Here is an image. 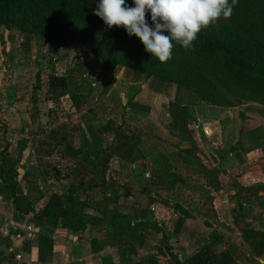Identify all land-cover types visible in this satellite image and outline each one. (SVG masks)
Instances as JSON below:
<instances>
[{
	"label": "crops",
	"instance_id": "crops-1",
	"mask_svg": "<svg viewBox=\"0 0 264 264\" xmlns=\"http://www.w3.org/2000/svg\"><path fill=\"white\" fill-rule=\"evenodd\" d=\"M14 31L20 41L10 40ZM29 36L16 29L7 32L3 45L6 54L0 42V84L6 86L2 91L1 85L0 109L13 128L5 137L0 132V152L2 142L10 144L5 181L0 178V264H177L171 256L173 251L187 264H264V234L240 225L247 216L264 226V104L249 103L239 108L208 104L200 98L190 104L180 101L196 110L185 147L172 139L181 140L171 132L176 128L168 103L162 112L170 117L164 128L172 137V149L163 147L168 137L155 140L145 122L125 113L119 115L108 100L92 101L93 96L87 98L92 103L84 115L80 114L78 125L91 144L81 147L80 130L67 134L63 126L50 127V114L44 116L42 112L45 103L21 101L22 89L28 86L25 82L32 87L37 72L30 68L27 79L22 80L16 75L22 72L17 62L30 48ZM11 54L16 62L8 63ZM106 76L100 77L96 88L103 93L113 84ZM137 92L140 89L123 97L120 106L126 108ZM184 92H177L178 100ZM78 102L71 98L76 109ZM22 103L29 110L24 116ZM29 105H39L36 108L41 112L31 114ZM232 111L236 116L230 115ZM230 123L236 127L231 128ZM36 138L38 143L33 141ZM175 144L184 148L180 150H184L185 165L191 171V176L184 178L188 183L168 181V175L178 174V163L183 162ZM69 184L77 188L78 199L88 204L86 212L97 215L82 230L75 228L65 201ZM145 190H150V195ZM224 191L234 192L236 197ZM210 198L214 199L213 207ZM175 205L186 209L190 218H184ZM119 213L130 216L136 230L132 238L115 237ZM204 221L214 223L208 241L194 243L190 252H186L185 244L169 238L182 231L198 234L200 227L195 223ZM222 226L236 230V242L225 241Z\"/></svg>",
	"mask_w": 264,
	"mask_h": 264
},
{
	"label": "trees",
	"instance_id": "trees-1",
	"mask_svg": "<svg viewBox=\"0 0 264 264\" xmlns=\"http://www.w3.org/2000/svg\"><path fill=\"white\" fill-rule=\"evenodd\" d=\"M95 7L96 0H0V42L3 46L5 35L14 29L30 36L43 37L48 43H57L64 38L73 40L77 37L74 34H83L84 44L93 52L105 54L112 67L121 64L120 53L125 57L121 59L122 62L127 59L128 64L138 63L141 71L146 72L148 77L155 74L153 68H159L160 72L156 73L158 77L177 83L178 89L191 86L199 98L209 104L221 107H234L250 102L264 104V0H236L232 7L236 27L228 25L225 38L211 34L202 27L190 49L173 43L172 56L165 62H160L146 52L139 38L135 35L128 36L122 26H106L94 15ZM3 54H6L4 46ZM206 59L211 60L214 66L210 67ZM36 66L35 88L41 89L43 67L38 59ZM227 82L228 85L223 87L222 84ZM47 85L51 95L56 92H71L70 77L64 73L50 72L47 75ZM235 85L236 95L229 96L226 91L230 92L231 86ZM70 96L74 102L81 97H88L83 90L71 92ZM226 98H233L235 101H228ZM168 113L176 128L171 129V132L184 140H190L189 122L194 121L195 117L189 108L172 101L168 105ZM120 128L119 125L115 135L119 134ZM75 129L80 130L81 147L89 146L91 142L84 129L81 126ZM9 145L7 141L0 152V178L3 181ZM176 180L186 183L185 179L175 173L168 175L170 184ZM76 192L77 188L69 184L64 197L75 228L82 230L97 215L86 212L88 204L80 201ZM15 205L18 206L16 199ZM175 209L184 218L190 217L182 206L175 205ZM243 220L245 229L264 234V226L254 224L253 219L247 216ZM135 234L130 216L119 213L115 237L132 238ZM202 241L204 244L208 238L205 236ZM171 256L177 264H187L186 261H181L178 252H171Z\"/></svg>",
	"mask_w": 264,
	"mask_h": 264
},
{
	"label": "rangeland",
	"instance_id": "rangeland-1",
	"mask_svg": "<svg viewBox=\"0 0 264 264\" xmlns=\"http://www.w3.org/2000/svg\"><path fill=\"white\" fill-rule=\"evenodd\" d=\"M126 3L129 6H132V0H126ZM228 25L236 27V18H233V13L228 18H218L215 23H210L208 26L203 27L204 30L207 32L214 34L216 36L225 38L226 34V27ZM10 40L14 39H19V41L22 39L21 37L17 38L16 32H11L10 33ZM77 37L73 40L69 38H64L60 39L58 43H52V42H47L45 38H37L33 36H29V45L30 48L26 49V52L21 56L22 58H19V62H17V66L19 69H21V73H17L16 75L19 80L22 79H27L28 73L31 72V69L33 68L34 71H37V66H36V59H38L41 63V66L43 67V73H42V88L41 89H36L35 84H36V75L35 72L32 71L33 76H34V82L33 86L31 87L29 81H23L25 82L28 86L24 87L22 89L23 97L21 101L30 104H33L34 102H39V103H45V105L42 106V112L44 113V116L47 114H50V127L55 128V127H61V129L64 131V133H69L71 130H74L79 124H81V118L80 114L87 111V107L91 105L93 100H103L105 99L108 100V104L112 106V108H117V113L122 115V113H125L126 116H129V118H132L133 120H136L138 122H145L144 126L146 125V129L148 130L149 135H151L155 140L156 137L159 138H167L169 139V142L164 139V142L167 144L163 146L164 148L170 147L172 148L171 145H174L168 134L167 130L164 128V125L169 121L170 117L167 118V116L164 115L162 112L163 110H166V106L168 103L175 101L179 104H181L180 101H184L187 104L192 103L194 100H198L199 96L196 94V92L193 90L191 86H182L181 89L177 88V83L175 82H170L167 81L161 77H158L156 74L157 72H160L159 68H153L152 71L153 75H150L148 77L146 72H142L140 66L138 63L133 62V64H128V60L126 59L125 61L122 58L123 55L119 53V59L121 61V64H118L115 67H112L111 64L108 62L106 59L105 54L102 53H97L93 52L90 48H88L84 42H83V34H74ZM25 38L23 40L25 43H28L27 37L24 35ZM47 44V45H46ZM17 48V46H15ZM21 47L19 46V50ZM16 51H19L18 49H15ZM12 51V50H11ZM21 51V50H20ZM23 51V48H22ZM15 55H18L15 54ZM10 58L7 59L8 63L10 61H15L12 59L14 56L12 54L9 56ZM18 58V57H16ZM206 62L210 63V67H213L214 63H212L211 60L206 59ZM2 66V64H1ZM17 68V67H16ZM17 68V69H18ZM31 68V69H30ZM16 71V70H15ZM50 72H57V73H64L67 74L70 77V82H71V92L77 93L78 91L81 92L83 90L88 97H81L79 99L78 105L79 109H76L75 107L72 106L71 103V92L68 91L69 93H63V96L60 95L58 92L56 94L58 98H56V94H49L46 92L47 89V75ZM98 74V76H97ZM101 74V75H100ZM227 74V73H226ZM107 75L106 77H111L112 78V85L110 86L109 90L107 92L103 93L101 90L96 89L98 82L102 80V76ZM226 76V75H225ZM101 79V80H100ZM9 82V81H8ZM2 83V81H1ZM7 83V81L5 82ZM229 82L226 84L223 83V87L228 85ZM1 85L0 84V91H1ZM8 85V84H7ZM2 91H4V88L6 87L5 84L3 83L2 85ZM137 89H140V92H137V95L133 98H130V102L126 108H122L120 106V103H122L123 97H129L132 96ZM180 90H184V94L181 97L180 100H178L177 92ZM7 92V91H6ZM19 92V90L17 91ZM128 92V93H127ZM228 95H236V85L231 86V91L229 92L228 90L226 91ZM47 93V94H46ZM127 94V95H126ZM61 96V97H60ZM94 96V97H93ZM92 101H88L89 98H92ZM88 98V99H87ZM114 98L113 102L110 101V99ZM87 99V100H86ZM228 101H235L233 98H226ZM40 100H42L40 102ZM202 100V99H200ZM114 102L117 104H114ZM127 102V101H126ZM125 102V103H126ZM22 103L20 104V107H22L23 111V116L25 114H28V108L26 109V104ZM208 103V102H207ZM250 103H255V102H250ZM209 104V103H208ZM249 104V103H247ZM192 105V104H191ZM242 106L246 104H241ZM239 105L241 108L242 106ZM30 106V112H41V109L38 110L36 108L37 105H29ZM39 106V105H38ZM37 106V107H38ZM236 107V106H234ZM190 113L195 117V108L193 106H188ZM26 109V110H25ZM104 108L100 107L99 110L102 114ZM113 109V111H114ZM146 109L147 113H143V110ZM107 111V109H106ZM111 111V112H113ZM39 115V114H38ZM232 116H236V112L230 113ZM8 115L5 113V111L0 109V127L1 130L0 132L3 134L5 137L6 134L13 130L12 126L8 123ZM32 121L33 117L31 116ZM164 119V122H162V119ZM168 119V120H167ZM148 120V122H147ZM48 121V123H49ZM26 124V120L24 121ZM23 123V125H25ZM54 124V125H52ZM56 124V125H55ZM143 124V123H142ZM3 125H5L3 127ZM34 125H38L36 122ZM230 127L234 129L236 127V124L230 123ZM49 132L51 129H48ZM7 131V133H5ZM191 133V131H190ZM192 134V133H191ZM50 134L48 136L50 137ZM175 141H178L180 143V146H185L186 143L184 141V138L177 140L174 138ZM33 141L37 142L39 139H34ZM212 143H210L211 145ZM5 145V141L2 142V147ZM180 149H184L179 147V145H176ZM174 149V148H172ZM167 151V149H164ZM181 154L179 155L182 164L178 163V176L182 177L183 179L185 177H189L191 173L190 168L186 167L185 161H184V155L185 152L184 150H180ZM180 160V159H178ZM128 171V168L126 169ZM192 176L195 178V174L192 173ZM187 182V181H186ZM181 183V182H180ZM188 183V182H187ZM209 191V190H208ZM235 191V190H233ZM228 195H233V198L236 197V193L230 194V192H226ZM146 195H150L151 191L150 190H145ZM208 193V192H207ZM209 194L211 195L212 193L209 191ZM209 205L210 207L214 206L213 200L211 198L209 199ZM236 200V198H235ZM236 204V202H235ZM190 218V217H189ZM216 219V218H213ZM216 221V220H214ZM245 224L244 220L242 219L240 222V225L243 227ZM194 226V223L193 225ZM206 226L208 227L206 229ZM195 227H200V233L195 234V233H190V232H180L178 235H171L169 238H173L172 242L174 243H180L181 245H186L188 248L186 252H190L189 247H193L195 244H201L202 243V238L207 236L208 238V233H211L212 227H214V223L211 221H204L203 224L200 222L195 223ZM201 229H203V234L201 233ZM222 232L225 234L226 238L225 241H233L236 242V230H232L231 228H225L222 226ZM207 234V235H206Z\"/></svg>",
	"mask_w": 264,
	"mask_h": 264
},
{
	"label": "clouds",
	"instance_id": "clouds-1",
	"mask_svg": "<svg viewBox=\"0 0 264 264\" xmlns=\"http://www.w3.org/2000/svg\"><path fill=\"white\" fill-rule=\"evenodd\" d=\"M235 3L236 0H132L129 6L126 0H96L93 13L109 28L122 26L128 36L139 38L146 52L165 62L172 56L173 43L190 49L201 28L218 18H228Z\"/></svg>",
	"mask_w": 264,
	"mask_h": 264
}]
</instances>
